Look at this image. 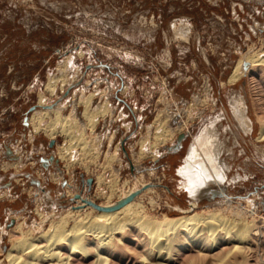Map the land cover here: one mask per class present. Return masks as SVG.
<instances>
[{"label": "rangeland", "instance_id": "obj_1", "mask_svg": "<svg viewBox=\"0 0 264 264\" xmlns=\"http://www.w3.org/2000/svg\"><path fill=\"white\" fill-rule=\"evenodd\" d=\"M248 55L264 57V0H0V264L21 231H46L80 199L115 202L135 182L153 189L140 199L151 216H183L177 171L204 137L221 150L196 211L263 220L264 85L248 60L250 74L228 83ZM88 97V112L107 109L93 128ZM46 106L74 119L67 136L35 131Z\"/></svg>", "mask_w": 264, "mask_h": 264}, {"label": "bare ground", "instance_id": "obj_2", "mask_svg": "<svg viewBox=\"0 0 264 264\" xmlns=\"http://www.w3.org/2000/svg\"><path fill=\"white\" fill-rule=\"evenodd\" d=\"M247 60L252 69L251 73H260L259 78L264 85V57L256 55L252 57L248 55L239 60L229 76L228 83H233L244 76L245 70L248 69L245 65ZM61 83L63 85L64 81ZM47 89L51 91L53 86H47ZM90 99L91 97H88L83 102L85 105L83 117L90 128H93L95 118L105 115L107 109L102 107L93 113L88 112L87 105ZM40 106L43 105L40 103ZM61 109L60 106L53 109L46 106L43 111L34 112L30 121L35 131L42 130L53 137L55 134L67 136L70 132L64 127L67 124L71 125L74 119L70 116L62 117ZM244 109L246 110L245 102ZM44 113L47 116L52 115L51 121L54 127L41 126ZM257 121L260 126L256 140L261 142L264 141V115L258 116ZM247 123L252 124L248 119ZM164 134L166 135L162 133L161 138L155 139L154 148L173 137V131L167 130ZM193 148L195 151L188 154L177 171L180 189L190 201L189 208L182 213L183 216L174 218L165 215L151 216L140 199L145 193H151L153 189L142 191L135 182L129 190L120 191L115 202L108 196L105 197V204L98 205L89 198L80 199L77 201L76 210L68 211L57 221L52 220L46 231L33 234L32 231L30 233L25 230L27 233L21 231L18 238L15 237L18 235L15 233V238L10 240V248L4 257L6 262L8 264H264V219L260 222H255L256 220L247 222L242 218L241 212L231 213L232 215L228 216L223 210H207L200 213L196 211L197 201L211 191L212 180L216 182L217 176L212 171V164L215 163V152L221 150V146L218 142L209 141L204 137L194 143ZM196 149H199V152L201 149L203 151L198 153ZM65 155L63 158L66 159L68 156L69 159L70 155ZM152 158L156 159V155ZM65 159L61 160L65 161ZM142 185L144 184L140 183V187ZM211 192L214 194L213 191ZM128 198L130 201L124 203ZM20 225L15 229L22 230L23 227L20 228Z\"/></svg>", "mask_w": 264, "mask_h": 264}, {"label": "water", "instance_id": "obj_3", "mask_svg": "<svg viewBox=\"0 0 264 264\" xmlns=\"http://www.w3.org/2000/svg\"><path fill=\"white\" fill-rule=\"evenodd\" d=\"M129 201H130V198H128L127 200H125L124 203H127V202H129ZM122 204H123V203H122ZM92 206L95 207L94 205H92ZM118 206H119V205H118ZM118 206H117V207H118ZM115 208H116V207H115Z\"/></svg>", "mask_w": 264, "mask_h": 264}]
</instances>
